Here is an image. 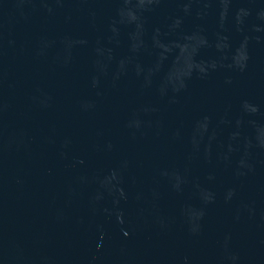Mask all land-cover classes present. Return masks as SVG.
Returning a JSON list of instances; mask_svg holds the SVG:
<instances>
[{
    "label": "water",
    "instance_id": "95a60500",
    "mask_svg": "<svg viewBox=\"0 0 264 264\" xmlns=\"http://www.w3.org/2000/svg\"><path fill=\"white\" fill-rule=\"evenodd\" d=\"M0 264H264V0H0Z\"/></svg>",
    "mask_w": 264,
    "mask_h": 264
}]
</instances>
